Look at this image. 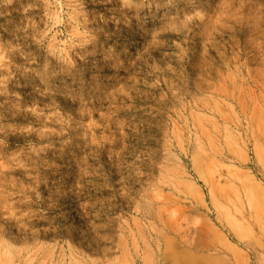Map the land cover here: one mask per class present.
Masks as SVG:
<instances>
[{
    "label": "rangeland",
    "instance_id": "obj_1",
    "mask_svg": "<svg viewBox=\"0 0 264 264\" xmlns=\"http://www.w3.org/2000/svg\"><path fill=\"white\" fill-rule=\"evenodd\" d=\"M0 264H264V0H0Z\"/></svg>",
    "mask_w": 264,
    "mask_h": 264
}]
</instances>
